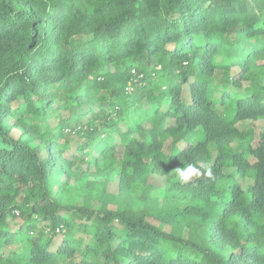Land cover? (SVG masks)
<instances>
[{
    "label": "trees",
    "instance_id": "16d2710c",
    "mask_svg": "<svg viewBox=\"0 0 264 264\" xmlns=\"http://www.w3.org/2000/svg\"><path fill=\"white\" fill-rule=\"evenodd\" d=\"M0 264H264V0H0Z\"/></svg>",
    "mask_w": 264,
    "mask_h": 264
},
{
    "label": "rangeland",
    "instance_id": "374dc122",
    "mask_svg": "<svg viewBox=\"0 0 264 264\" xmlns=\"http://www.w3.org/2000/svg\"><path fill=\"white\" fill-rule=\"evenodd\" d=\"M58 122V119H53V124H56ZM123 124L126 125V121H123ZM263 125L262 121H253V120H246V121H242L240 122V126L242 129H248L250 127H253L254 129V138H253V145L256 146L259 142L260 139V129ZM65 137H63L62 140L67 139L69 141V150L67 152V154L69 156H76L81 158V156H84L87 149H83L82 145L87 141V137L82 136L81 134L77 133V132H66L65 133ZM121 150V148L119 149ZM96 204V202H95ZM153 222H155V220L151 219ZM62 234V232H61ZM60 238H62V236H60ZM57 240H59V238H56ZM55 239V240H56Z\"/></svg>",
    "mask_w": 264,
    "mask_h": 264
},
{
    "label": "clouds",
    "instance_id": "9594fccd",
    "mask_svg": "<svg viewBox=\"0 0 264 264\" xmlns=\"http://www.w3.org/2000/svg\"><path fill=\"white\" fill-rule=\"evenodd\" d=\"M202 169H207V165L200 163L199 165L194 161L187 162L183 167H178L176 169V175L181 183L190 182L194 176H199L202 174ZM207 175L211 177L210 169L207 171Z\"/></svg>",
    "mask_w": 264,
    "mask_h": 264
},
{
    "label": "built area",
    "instance_id": "2783aa9c",
    "mask_svg": "<svg viewBox=\"0 0 264 264\" xmlns=\"http://www.w3.org/2000/svg\"><path fill=\"white\" fill-rule=\"evenodd\" d=\"M61 229V228H60ZM60 229H58V231H60Z\"/></svg>",
    "mask_w": 264,
    "mask_h": 264
}]
</instances>
